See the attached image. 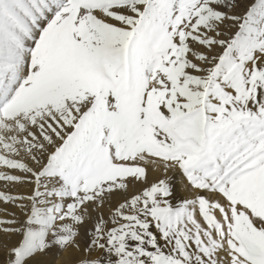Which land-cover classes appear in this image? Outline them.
Segmentation results:
<instances>
[{
  "label": "snow or ice",
  "instance_id": "snow-or-ice-1",
  "mask_svg": "<svg viewBox=\"0 0 264 264\" xmlns=\"http://www.w3.org/2000/svg\"><path fill=\"white\" fill-rule=\"evenodd\" d=\"M53 249L264 264V0H0V264Z\"/></svg>",
  "mask_w": 264,
  "mask_h": 264
},
{
  "label": "bare ground",
  "instance_id": "bare-ground-1",
  "mask_svg": "<svg viewBox=\"0 0 264 264\" xmlns=\"http://www.w3.org/2000/svg\"><path fill=\"white\" fill-rule=\"evenodd\" d=\"M175 170H169V171H167V172H165L163 169H161V168H149L148 169V176H147V179H148V181H149V183H151V182H154L155 180H157L158 178H160V177H162V178H168V179H170L171 177H173L174 179H175V186H180V188L182 187H184V189H183V191L181 192V191H179V193L180 194H182L183 196L184 195H189V196H191V192L188 190V188H187V184L186 185H183L182 184V177H180V176H178V174H174L175 172H174ZM178 171V170H177ZM179 172V171H178ZM172 175V176H171ZM175 175V176H174ZM187 183V182H186ZM142 186L141 185H136L134 188H130V191L131 192H134V191H136L137 189H139V188H141ZM181 188V189H182ZM90 225H85V227H89ZM64 255V256H63ZM64 257V258H63ZM65 257H67V254L66 253H64V254H61V258H63V259H65ZM47 259H48V257H47ZM60 262L61 261H59V263L58 264H60Z\"/></svg>",
  "mask_w": 264,
  "mask_h": 264
},
{
  "label": "rangeland",
  "instance_id": "rangeland-1",
  "mask_svg": "<svg viewBox=\"0 0 264 264\" xmlns=\"http://www.w3.org/2000/svg\"><path fill=\"white\" fill-rule=\"evenodd\" d=\"M233 31H234V29H233ZM179 171V170H178ZM177 170H175L174 172V174L176 175V174H178V176H180V177H182V175L180 174V172H178ZM174 175V176H175ZM172 176V175H171ZM162 177H160V178H158L157 180H159V179H161ZM182 179V184L183 185H186L187 183V181H186V179L184 178V177H182L181 178ZM157 180H155V181H157ZM154 181V182H155ZM169 181H170V184H171V186L173 187V202L175 203V201L176 200H178V199H182V198H190L191 196H189V195H182V194H180L179 193V191H183V189H184V187L181 189L180 188V186H175V179L173 178V177H171L170 179H169ZM105 214H107V210H105ZM83 231V230H82ZM64 256V255H63ZM64 258V257H63ZM63 258H61V253H59V252H57V250L56 249H53L52 250V252L49 254V256H48V260L50 261V264H58L59 263V261H61L60 262V264H65V261H66V259H67V257H65V259H63Z\"/></svg>",
  "mask_w": 264,
  "mask_h": 264
}]
</instances>
